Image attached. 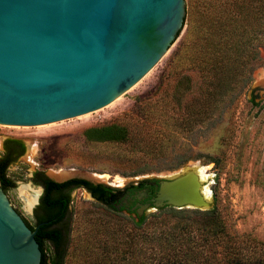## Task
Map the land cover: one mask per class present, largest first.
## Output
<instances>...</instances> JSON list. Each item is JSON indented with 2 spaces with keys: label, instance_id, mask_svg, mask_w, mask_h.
<instances>
[{
  "label": "rangeland",
  "instance_id": "374dc122",
  "mask_svg": "<svg viewBox=\"0 0 264 264\" xmlns=\"http://www.w3.org/2000/svg\"><path fill=\"white\" fill-rule=\"evenodd\" d=\"M185 1L187 14L203 3V0ZM186 29L185 24L156 70L142 79L128 96L117 99L108 111L51 130L0 128V158L8 139L19 140L26 148L24 155L9 167L8 177L14 186L5 193L31 226H36L44 215L40 209L43 188L35 182L37 172H43L55 182L62 181L58 179L60 174L68 173L64 181L89 178L124 186L136 180L162 181L196 169L206 175L204 188L212 193L213 207H218L228 226L241 235L252 234L264 241L263 49V64L254 72L251 86L192 133L177 132L175 147L172 142H166L168 148L161 153L149 152L129 144L89 141L85 136V131L92 127L117 123L140 124L142 128L141 123L148 122L157 130L154 138L163 139L170 117H176V112L170 111L166 104L173 94L174 76L169 77V73L178 60L174 58ZM194 79L191 99L200 97V79L197 76ZM121 207L124 205L117 208ZM156 213L158 210L146 215ZM133 219H138L137 214L126 209L120 212L109 209L84 189L72 192L70 214L64 225L69 233L67 264H97L100 253L111 244V235L118 229L121 233L128 230ZM49 246L46 245L47 250Z\"/></svg>",
  "mask_w": 264,
  "mask_h": 264
},
{
  "label": "water",
  "instance_id": "95a60500",
  "mask_svg": "<svg viewBox=\"0 0 264 264\" xmlns=\"http://www.w3.org/2000/svg\"><path fill=\"white\" fill-rule=\"evenodd\" d=\"M186 16L185 0H0V128L51 130L108 111L156 70ZM83 179L118 192L142 181ZM204 187L196 169L162 180L139 217L210 210ZM47 224L33 231L0 184V264H41L36 235Z\"/></svg>",
  "mask_w": 264,
  "mask_h": 264
},
{
  "label": "trees",
  "instance_id": "16d2710c",
  "mask_svg": "<svg viewBox=\"0 0 264 264\" xmlns=\"http://www.w3.org/2000/svg\"><path fill=\"white\" fill-rule=\"evenodd\" d=\"M186 25L185 37L174 58L178 57V62L172 61L175 63L169 73V77L174 76L173 94L166 104L176 117H170L163 139L154 138L157 130L145 122L141 123L143 129L140 124L117 123L89 128L85 131L89 141L129 144L161 153L168 148L166 142L176 146L177 132L192 133L251 86L254 72L263 64L264 0H203L199 9L187 14ZM196 76L200 79V97L191 99ZM25 151L19 140L5 142L0 158V184L5 191L14 186L8 177L9 167ZM35 182L45 186L41 201L45 212L34 227L23 219L33 231L49 222L36 235L42 250L41 264H67L68 260L69 233L64 225L71 200L62 194L53 196L55 191L71 184L84 186L109 209L125 210L117 208L120 192L84 179L57 183L37 172ZM110 241L97 264H264V241L232 230L217 206L204 211L166 207L154 215L133 219L132 227L122 233L116 230Z\"/></svg>",
  "mask_w": 264,
  "mask_h": 264
},
{
  "label": "flooded vegetation",
  "instance_id": "af4514ba",
  "mask_svg": "<svg viewBox=\"0 0 264 264\" xmlns=\"http://www.w3.org/2000/svg\"><path fill=\"white\" fill-rule=\"evenodd\" d=\"M71 180H68L66 182H69ZM159 182L160 181H156V180H145V181H141V183L137 186H131L127 188L125 191L120 192V194L118 195L119 204H123L126 210L130 211L131 213L137 214V216L139 217L140 210L144 206L152 204L151 200L157 195L159 189ZM40 186L43 188V195H44L45 186L43 185ZM78 189H86L91 194V192L86 187L77 186L76 184H71L61 191H55L53 193V196H58L59 194H62L65 198L69 197L71 200L72 192ZM70 204L71 201L67 205V210H66L67 216L70 214ZM41 205L42 204H40V209L43 212H45V209L42 208Z\"/></svg>",
  "mask_w": 264,
  "mask_h": 264
},
{
  "label": "bare ground",
  "instance_id": "6f19581e",
  "mask_svg": "<svg viewBox=\"0 0 264 264\" xmlns=\"http://www.w3.org/2000/svg\"><path fill=\"white\" fill-rule=\"evenodd\" d=\"M261 80H262V84H264V75L262 76ZM198 172H199L200 176L202 177L203 181H205L206 175L202 171H198ZM68 175H69L68 173H62L58 176V179H60V180L65 179ZM204 190H205L206 195L210 197V191L207 188H204ZM36 199L38 200V195L36 196ZM29 206H31V205H29Z\"/></svg>",
  "mask_w": 264,
  "mask_h": 264
}]
</instances>
